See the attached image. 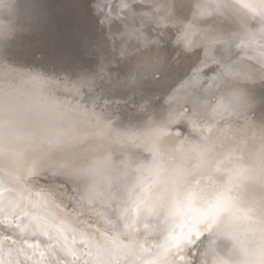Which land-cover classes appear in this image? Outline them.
Returning <instances> with one entry per match:
<instances>
[{
	"label": "snow or ice",
	"instance_id": "snow-or-ice-1",
	"mask_svg": "<svg viewBox=\"0 0 264 264\" xmlns=\"http://www.w3.org/2000/svg\"><path fill=\"white\" fill-rule=\"evenodd\" d=\"M94 0L99 23L109 29L113 52L106 57L96 76L74 83L73 91H93L99 81L111 80L110 66L123 60L134 62V75H151L153 79L179 70L181 75L167 98L174 105L168 118L187 122L199 133L189 141L198 159L192 168L199 170L209 153H215L207 175H200L194 185L200 188L216 186L210 198L201 188L189 191L184 209L174 214L154 212L143 196H137L118 209L122 229H117L104 209L113 208V194L108 192L99 200L89 202L82 196V183L73 178L72 169L62 160L46 166L39 158L25 163L27 147L37 138L25 131L24 113L42 106L33 104L25 85L43 88L44 102L60 107L55 93L67 84L59 79H45L32 71L14 67L0 59V158L8 160L0 166V264H159L161 255L172 254L176 264H184L185 250L189 256L202 243L204 231L225 213L248 220L247 212L235 205L233 190L248 178L249 168L240 163L249 146L245 130L252 131L248 113L253 108L251 90L264 89V0ZM5 0H0L4 4ZM232 13L243 20V31L228 34L220 29L218 18ZM119 23V30L113 32ZM22 97L24 99H22ZM76 106V105H75ZM80 107L87 112L84 106ZM106 118L105 112H101ZM108 119V118H107ZM111 120V119H108ZM96 119L91 120L95 125ZM235 126V127H234ZM220 134L209 143L212 128ZM87 129L75 128L56 136L41 137V143L56 146L86 140ZM264 159V133L260 145ZM54 178L53 183L72 185L77 213L90 209L99 226L85 231L72 225L51 209L47 195H33L31 189L39 178ZM146 189H142V192ZM55 196V190L49 189ZM206 206H198L197 199ZM179 209V204H178ZM191 215H188V213ZM242 212V216L236 213ZM151 221V222H150ZM143 231L141 239L139 233ZM159 235L158 241L150 236Z\"/></svg>",
	"mask_w": 264,
	"mask_h": 264
},
{
	"label": "clouds",
	"instance_id": "clouds-1",
	"mask_svg": "<svg viewBox=\"0 0 264 264\" xmlns=\"http://www.w3.org/2000/svg\"><path fill=\"white\" fill-rule=\"evenodd\" d=\"M8 35V26L3 23L0 25V40ZM26 70L52 79L39 69ZM29 88L27 98L33 104L40 100L42 106L24 113V130L37 138L35 145L26 148L24 161L31 163L39 158L45 166L53 160L64 161L72 169L73 178L82 183L85 200H99L112 191L117 180L130 178L128 192L132 199L142 195L156 214L164 211L171 215L178 210L186 211L184 198L189 191L195 189L199 192L203 188L208 198L216 191V186L205 187L203 182L200 188L194 185L197 176L208 174L209 166L216 157L215 153H209L199 170L192 168L198 155L190 147L189 141H196L199 133L191 124L190 132L196 138L189 134L176 136L172 129L178 121L168 117L160 122L149 118L143 128L122 130L114 127L112 120L94 108L86 107L88 111L85 112L75 105L56 107L51 101L44 102L46 92L43 88L32 89L30 85ZM2 101L3 96L0 95ZM92 119L97 120L95 125L91 124ZM248 123L252 131L245 130L249 146L240 163L248 166L249 174L232 195L236 197V207L246 211L250 219H237L231 213L223 214L211 231H204L202 243L195 249L194 256H189L188 250H185L184 264H264V159L260 157L264 124H258L251 116ZM75 128L87 129L86 140L79 143L66 140L56 146L40 142L41 137L47 139L62 132L71 135V130ZM213 141L210 137L209 143ZM128 148L143 149L151 158L147 162L134 163L126 156L118 161L117 153ZM7 163V159L0 158V166ZM142 189L146 191L142 192ZM196 204L206 206L205 199H197ZM236 215L242 216L243 213ZM205 236L209 237L207 241L204 240ZM220 240L231 242L226 253L218 250ZM159 264H176V259L172 254L161 255Z\"/></svg>",
	"mask_w": 264,
	"mask_h": 264
},
{
	"label": "bare ground",
	"instance_id": "bare-ground-1",
	"mask_svg": "<svg viewBox=\"0 0 264 264\" xmlns=\"http://www.w3.org/2000/svg\"><path fill=\"white\" fill-rule=\"evenodd\" d=\"M21 1L22 0H20V2ZM188 2H189V11H188L185 19L190 20L191 19V11L194 9L192 8L190 0H188ZM17 5H18V0H5V3L3 5L0 4V25H3V23H5L8 26L9 33L13 32L12 29L14 28V26H16L17 22L19 21V20L14 19L12 24L7 23L9 19L13 18L12 15L17 14ZM22 14L23 15H21L20 21L18 22V24L20 22L23 24L29 22L28 23L29 29L26 30V34H29L31 30L35 29L34 25H35L36 19L38 18L39 11H38V14L36 12V14H32L31 16H30V14H24V13H22ZM30 20L33 21V23L31 25H30ZM243 23L244 22L240 17H238L232 13H229L225 17L218 18V20H217V24L222 31H224L228 34H236V35L240 34L243 31ZM119 28H120V25H119V23H117L116 24V30H114V27H113L112 31L115 32V31L119 30ZM43 34L44 33H41L38 36L37 40L29 41L26 44H25V41L27 40L28 36L25 38L24 37L21 38V43L18 46L12 45L10 50L8 49L9 50V54H8L9 58H11V60L16 62L17 64L24 65V66H30L28 64L20 63V60L25 59L26 57H28L30 55H38L41 52V48L43 47V40H42ZM100 36H102V38H104L106 40L107 48L106 49L103 48L104 45L102 43H104V40L101 39L100 43L97 41L95 45L93 44L94 46L97 47V50L95 52H91V50L90 51L88 50L85 53V56L94 54L95 57L90 58L87 56L86 61L84 59V61L86 63L87 62L90 63V60H92L95 63L98 61V57L99 58L102 57V59L100 58L101 60L98 61L99 62L98 67L95 66L96 64H92L93 67L95 66L96 70H98V71H99V68L101 67V65L105 63L106 57H108L113 52V41L109 37V29L103 28V31H102ZM68 49H70V46H68L67 50ZM58 51L62 52L63 54H61L59 57H55L54 59L51 60V62L58 59L59 61H63L64 63L66 62V64L69 63V65H70L72 63H77V61H79L83 57V56L78 55V59L75 60V58L72 57V54L69 51H61V50H58ZM3 59L8 60V57H4ZM6 63L10 64L11 62L7 61ZM123 63H124V60L121 59L118 63L114 61L112 63V65L110 66V71L112 74L111 80L113 82H116V84H118V86H116V87H118V89H117L118 93H120L119 91H122V90H120L123 88L122 82L125 85V83H127L126 80H128V79L125 80L126 82H124V81L121 82V81H119V79L122 80L125 78V76H119L120 73L119 74L118 73L113 74V73L115 72L117 65L119 66V69L122 70V66H123L122 64ZM10 65H12V64H10ZM14 66H16V65H14ZM16 67L19 68L18 66H16ZM30 67H32V66H30ZM34 67H36V66H34ZM20 68H21V66H20ZM87 71H88V68H87ZM98 71L96 72V74H98ZM92 72H94V71H92ZM133 73H134V71H133ZM78 74H80V73H78ZM84 74H85V72H84ZM180 75H181L180 71L176 70L171 74H166V75L161 76L160 79H153L152 76L149 75L148 79H145V81L143 82L144 85H142V81L140 80V82H138L140 85L139 86L137 85V86H138L139 90H141V94L138 97L135 96L133 98V99H135V102L139 103V106H141V108L137 106V108L135 109L140 113L132 114V113L126 112V114H124L123 117H121V115H120V117L113 116L112 111H111L112 114H110V112H108L107 109L103 107L104 105L102 106L103 99L106 96V93L108 91L107 89H108V87L111 86V83H112L111 80L100 81V83L98 84L99 88L100 87L104 88V90L102 89L101 91H99V88L97 89V87L95 89H93V91H91V92L88 91L87 89H84V90L82 89L79 93H76V92L68 93L64 89H61L60 91L55 93V95H56L58 102L63 106H71V105L81 106L82 105L84 107L94 108L95 111L98 113H100L101 110L105 109V110H103L105 112V115L107 116L108 119H111L113 121L114 127H116V128H119L122 130H125L129 127H132L135 129H140V128H143L145 126V123L149 118L155 119L158 122L164 121L167 119L169 111L171 110L172 107H174V105H169L167 103V98L171 94V88L173 87V85L175 84L176 80L179 78ZM71 76H73V75H71ZM138 77L144 78V75L143 76L137 75V78ZM67 82H68V80H67ZM128 82H129V80H128ZM0 84H2V81H0ZM23 87L26 89L27 87H29V85H25ZM64 88H67V85ZM72 89H73V87H72ZM113 89H115V88H113ZM70 91H72V90H70ZM123 91H125V89ZM109 94H110V91L107 94L109 96L108 98H110ZM114 96L116 97L117 95L113 94L111 96V98H113ZM250 96H251V100H252L254 106L251 109V111L248 113V115L251 116L252 119L255 122H257L258 124H264V89L257 87L255 89L251 90ZM118 100L119 99L117 98L116 101L114 100L115 104L113 103L110 105L111 106L110 108L112 110L116 111L115 108H122V107L127 109V110L130 108V105L127 102L124 103V101H125L124 99H121L123 101H120V103H118ZM109 101H111V100H109ZM175 127L183 135L189 134V135H192L193 138H196L195 135L190 132V127H189V124H187V122H181L179 125H176ZM205 134L209 135L214 140L217 138L218 135H220L216 131V127H213L212 131L210 133L206 132ZM126 156L130 157L134 163H138L140 161L147 162L151 158V155L149 153L144 152L143 149L128 148V149H124L123 151L118 152L116 159L118 161L123 160V159H125ZM53 179L54 178H51V177L48 179H45L43 177L39 178L38 183L35 186H33L31 189L33 195L36 196L37 193H39L41 196L47 195L50 202H51L52 211L54 213H56L58 216L66 218L68 221H70L72 223V225L76 226L77 228H79L81 230L93 231L95 229V227L99 226V221L95 217L94 213H93L91 218H89L86 215V213H88L92 210L81 209V212L85 213V215H81L80 213H77L76 211H74V209L77 207V205L75 202V194L72 192V185L71 184H64L62 186L59 183H53L52 182ZM130 183H131L130 178L127 180H117L114 183L113 188H112L114 207L104 209L105 212L107 213V215L109 216V218L115 224L117 229L123 228V224L119 219L118 209H119V207L125 206L129 203L130 197H129L128 187H129ZM49 189L55 190L56 195L55 196L50 195ZM144 235H145V233L143 231H141L139 233V237L141 239L144 237ZM160 238L161 237L159 235H155V236H150L149 240L154 242V241H158ZM208 239H209L208 236L204 237L205 241H207ZM230 247H231L230 241L220 240L218 242V250L221 253H226ZM26 264H27V262H26Z\"/></svg>",
	"mask_w": 264,
	"mask_h": 264
},
{
	"label": "water",
	"instance_id": "water-1",
	"mask_svg": "<svg viewBox=\"0 0 264 264\" xmlns=\"http://www.w3.org/2000/svg\"><path fill=\"white\" fill-rule=\"evenodd\" d=\"M19 11L30 16L36 12L38 14L39 11L35 29L29 34L35 36H38L37 32L45 34L41 52L21 59L20 63L48 70L51 60L63 54L58 50L69 51L75 60L78 59V55L93 58L94 54L85 56V53L88 50L91 52L97 50L93 44L100 37L104 40L103 48H107L106 40L100 36L103 29L95 12L94 0H22L19 3ZM68 46L70 49L67 50ZM57 66L67 69L70 67L64 63ZM66 71L70 74L69 70Z\"/></svg>",
	"mask_w": 264,
	"mask_h": 264
},
{
	"label": "rangeland",
	"instance_id": "rangeland-1",
	"mask_svg": "<svg viewBox=\"0 0 264 264\" xmlns=\"http://www.w3.org/2000/svg\"><path fill=\"white\" fill-rule=\"evenodd\" d=\"M19 3H20V0H18L17 14L16 15H12V17H13L12 19H9L11 16L8 18L9 19L8 22H7L8 24H12V22L14 21V19L20 21V17L23 14H22V12L19 11ZM18 22H17L16 26H14V28L12 29L13 32L12 33H9V35L5 39L0 40V57L1 56H2V58L8 57V60L7 59H3L5 62H7V61L9 62L10 61L11 62L10 64H12V66L16 65L19 68L21 66L22 69H39L43 73H45L48 77H50L52 79H59L61 81H63L64 79L66 81L68 80V82L66 84L67 85V88H64V87H66V85H64L62 87V89H64L68 93H73L74 92L73 89H72V87H73V85H74L75 82H77V81H79L81 79H84V78H91V77H94V76L97 75L96 72L98 70H96L95 66L98 67V65H99V62L98 61H100L102 59V57H100L101 59L98 57V61L95 62V63L92 60H90V63L89 62L86 63L85 62L86 61V58L83 56L79 61H77V63H72L70 65L68 63V65L70 66L68 69L66 67H63V66L62 67H58L57 66L58 64H62L64 62L63 61H59L58 59H56L55 61L51 62V64L49 63L48 70L43 69V68H40V67H37V66L36 67H30V66L20 65V64H17L16 62L12 61L11 58H9V56H8L9 50L12 47V45H15V46L17 45L18 46L21 43L20 39L23 38V37L25 38L27 36H28V38L25 41V44L28 43L29 41H32V40L35 41V40H37L38 36L41 34V33L39 34V32H37V35L38 36H35V35H32V34H26V30L29 29V24H28L29 22L28 23H24V24L21 23V22L18 24ZM32 23H33V21L30 20V25ZM113 27H114V30H116V25H114ZM101 28L102 29L103 28L105 29L106 27H104L103 25H101ZM96 42H94V45L96 44ZM98 42L99 43L101 42V37L98 39ZM84 59H85V61H84ZM133 63L134 62L132 60H124V63L122 64L123 66L121 65L122 66V70H120L119 69V66L117 65V67L115 69V72L113 73V74H115V73L116 74L117 73L119 74L120 73L119 76H125L124 79H122V80L119 79V81H121V82L122 81H124V82L127 81V83H125V85L122 82L123 88L120 89V90H122V91H119L120 93H118V90H117L118 87H116V86H118V84H116V82H113L112 80H111L112 81L111 86L108 87V89H107L108 91L105 89L107 91V93H106V96L107 97L106 96L104 97L103 102H102V106L104 105L103 107L106 108L107 111L110 112V114H112L111 113V111H112L113 112V116H115V117H120V115H121V117H123V115L126 114V112L127 113H132V114H138V113H140V112H138L135 109L137 108V106L140 107V108H141V106H139V103H136L135 102V99H133V98L135 96L138 97L141 94V90H139V88H138V86L140 85L138 82H140V80H141L142 81V85H144L143 82L145 81V79H148V76L149 75L145 74L144 75V78L143 77H140V78L138 77L137 78V76H136L137 79H135L134 81L133 80H130L129 79V75L130 74H133L134 75V73H133V71H134V64ZM64 64H66V62ZM92 64H96V65L93 67ZM16 66H14V67H16ZM87 68H88V71H87ZM66 70H69L70 71V74ZM75 71H78L77 74H72V72H75ZM92 71H94V72H92ZM84 72H85V74H84ZM78 73H80V74H78ZM71 75H73V76H71ZM126 79H128L129 82ZM99 83H100V81L98 82V84ZM98 88H99V85L97 86V89ZM113 88H115V89H113ZM102 89L104 90V88H101L100 87L99 88V91H101ZM124 89H125V91H123ZM70 90H72V91H70ZM109 91H110V94H109L110 95V98H108L109 96L107 95ZM113 94L114 95L116 94L117 96L116 97L114 96L113 98H111V96ZM117 98L119 99L118 100V103H120V101H123L121 99H124L125 100L124 103L127 102L130 105V108L127 110V109H125V108L122 107V108H115L116 111L115 110H112L110 108L111 107L110 105L113 104V103L115 104L114 100L116 101ZM109 100H111V101H109ZM103 110H105V109H103Z\"/></svg>",
	"mask_w": 264,
	"mask_h": 264
}]
</instances>
